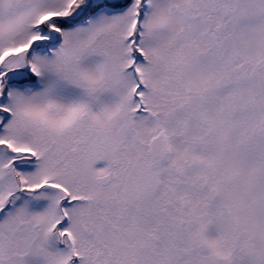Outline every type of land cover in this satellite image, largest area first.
Returning <instances> with one entry per match:
<instances>
[{
    "label": "snow or ice",
    "instance_id": "6c2138e0",
    "mask_svg": "<svg viewBox=\"0 0 264 264\" xmlns=\"http://www.w3.org/2000/svg\"><path fill=\"white\" fill-rule=\"evenodd\" d=\"M0 264H264V0H0Z\"/></svg>",
    "mask_w": 264,
    "mask_h": 264
}]
</instances>
